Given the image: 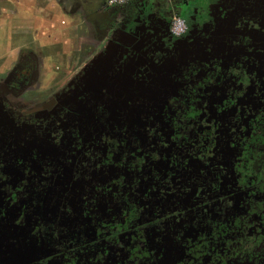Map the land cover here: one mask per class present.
<instances>
[{
  "label": "flooded vegetation",
  "instance_id": "flooded-vegetation-1",
  "mask_svg": "<svg viewBox=\"0 0 264 264\" xmlns=\"http://www.w3.org/2000/svg\"><path fill=\"white\" fill-rule=\"evenodd\" d=\"M95 2L0 79V264H264V0Z\"/></svg>",
  "mask_w": 264,
  "mask_h": 264
},
{
  "label": "rangeland",
  "instance_id": "rangeland-1",
  "mask_svg": "<svg viewBox=\"0 0 264 264\" xmlns=\"http://www.w3.org/2000/svg\"><path fill=\"white\" fill-rule=\"evenodd\" d=\"M115 6V5H113ZM123 6V5H121ZM116 6V7H121ZM18 8V7H17ZM21 8V7H20ZM26 11L29 12L27 8H25ZM46 11L48 15H50L52 18L42 22H35V23H29V22H23L21 13L16 10L14 7L13 0H0V79L3 81V78H5V72L7 70H4L8 68L9 64L11 63V66L16 62V55L17 52H25V50L32 49V50H39L41 47H38L39 40L36 39V37L39 35V32H46L47 35H50L51 37H55L57 31H70L73 30L75 27H79V38L78 43L75 44L76 49L70 50L69 48L64 49V44L62 42L54 43L51 45H43L42 47L45 48V57H47L46 62L54 63L55 60L58 62V68H61V70H57L56 72L50 73L52 77L61 76L62 78H66L71 75L69 73V70L76 69L77 66L85 63L90 55V46L94 43V40L99 43L101 39L100 36L95 35L97 33V29L95 25L85 24L83 26H78L76 23H72L69 20L60 18V11L56 8L48 7L46 8ZM56 16V17H54ZM54 17V18H53ZM59 19V22H54V20ZM55 24L56 29L53 28ZM81 30L84 31V33L87 32V37H89V41H81ZM95 35V36H93ZM90 38L92 42H90ZM26 48V49H25ZM62 48V49H61ZM66 54L60 55V52L62 50ZM76 52L74 54H71L69 52ZM43 52V51H42ZM40 51H37L40 56H44L43 53ZM69 53V55H68ZM56 54V55H55ZM70 65V66H69ZM67 66H69V69H67ZM45 67V66H44ZM50 68H53L52 65H49ZM73 72V71H70ZM54 73V74H53ZM57 74V75H55Z\"/></svg>",
  "mask_w": 264,
  "mask_h": 264
},
{
  "label": "crops",
  "instance_id": "crops-1",
  "mask_svg": "<svg viewBox=\"0 0 264 264\" xmlns=\"http://www.w3.org/2000/svg\"><path fill=\"white\" fill-rule=\"evenodd\" d=\"M95 1L96 0H13L14 7L16 8V10L22 12L20 16H22L23 22H46L47 20L52 18L50 15L46 14V8L52 7L60 11V18L69 20L70 22L76 24L83 22V12L73 11L74 13H71V11L66 12L63 8L68 7L66 10H70V7H74L82 11H90V8L95 5ZM25 8H27L29 12L26 11ZM54 22H59V19L57 18L56 20H54ZM53 28L56 29L57 26L55 27L54 24ZM78 29L79 27H75L73 30L70 31H57L56 35H54L55 37L47 35L46 32H39V35L36 37V39L39 40L38 47H42L43 45L47 44L51 45L54 43L62 42L64 44V49H76V46L74 45L78 43Z\"/></svg>",
  "mask_w": 264,
  "mask_h": 264
},
{
  "label": "built area",
  "instance_id": "built-area-1",
  "mask_svg": "<svg viewBox=\"0 0 264 264\" xmlns=\"http://www.w3.org/2000/svg\"><path fill=\"white\" fill-rule=\"evenodd\" d=\"M131 1L133 0H108V3L110 5L121 6ZM182 31H183L182 21L178 18L174 19L173 24H172V33L175 36H180L182 34Z\"/></svg>",
  "mask_w": 264,
  "mask_h": 264
}]
</instances>
